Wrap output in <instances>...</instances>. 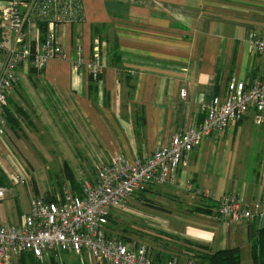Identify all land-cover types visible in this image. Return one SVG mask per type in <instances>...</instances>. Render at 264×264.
<instances>
[{"label": "crops", "instance_id": "0c3cea01", "mask_svg": "<svg viewBox=\"0 0 264 264\" xmlns=\"http://www.w3.org/2000/svg\"><path fill=\"white\" fill-rule=\"evenodd\" d=\"M81 3L83 21L58 29L65 57L50 60L40 75L22 67L9 97L12 120L5 121L0 139V170L6 180L28 172L31 200L49 194L51 178L70 182L72 176L80 185L114 157L129 163L149 158L173 137L200 127L203 108L222 103L231 83L263 73L264 54L252 52L249 35L264 41V0ZM77 40L79 70L73 68ZM97 42L106 46L105 63L91 81L86 68ZM254 116L251 110L222 136L204 138L185 158L175 184L145 193L173 205L161 211L131 200L141 209H131V221L149 222L167 235L182 258L188 243L212 252L238 249L241 263L253 264L252 231L264 229V212L253 222L224 219L218 200L237 196L252 209L261 198L264 125H256ZM7 198L0 202V224L20 225L30 209L22 212ZM154 250L165 259V249Z\"/></svg>", "mask_w": 264, "mask_h": 264}, {"label": "built area", "instance_id": "2783aa9c", "mask_svg": "<svg viewBox=\"0 0 264 264\" xmlns=\"http://www.w3.org/2000/svg\"><path fill=\"white\" fill-rule=\"evenodd\" d=\"M81 0H5L0 9V139L5 134L4 111L15 90L22 67L44 72L52 59L65 57L58 29L83 21ZM252 52L264 54V41L249 35ZM96 43L92 61L86 70L98 79L104 69L102 51ZM73 68L83 65L82 47L76 41ZM187 92H181L186 97ZM255 113L256 125H264V69L250 82L231 83L225 100L203 108L205 119L198 128L173 137L147 159L129 163L121 157L99 164L95 176L81 182L77 195L65 182L59 196H38L31 200L30 212L20 225L0 224V264H16L21 252H30L41 262L52 254L89 256L93 264H197L189 257L168 253L157 259L154 247L143 243H126L110 234V221L126 212L131 200L152 186L175 184L185 158L204 138L222 136L229 125ZM23 170V169H22ZM25 171V170H23ZM14 184L26 185L29 173L11 175ZM8 192L0 186V202ZM219 215L228 220L253 222L264 212V183L261 198L252 209L242 207L237 196L218 200ZM255 264V263H253Z\"/></svg>", "mask_w": 264, "mask_h": 264}, {"label": "rangeland", "instance_id": "374dc122", "mask_svg": "<svg viewBox=\"0 0 264 264\" xmlns=\"http://www.w3.org/2000/svg\"><path fill=\"white\" fill-rule=\"evenodd\" d=\"M51 176H53V174H51ZM55 180V181H54ZM51 178L50 183H54L51 184V191L49 192V194H44L46 195H52L54 193H59L56 196L61 195L62 192V187L63 184L65 183L63 178L58 179H54ZM81 181V180H79ZM71 184V183H70ZM72 185V184H71ZM79 185V184H78ZM81 186V184L79 185V187ZM4 187L7 188L8 192L7 194L9 195V198H7V200L12 201L14 204L19 205V209L20 211H28L31 208V198L35 195L33 192H31L29 194V188H32L33 190V186L32 183L27 184V185H19V184H14L13 182L9 180H6V183L4 184ZM34 194L33 196H30ZM53 196V195H52ZM54 197V196H53ZM51 198V197H50ZM148 200V201H147ZM131 204H143V206H145L147 203L148 207L157 209V210H161L163 211V209L167 206H171L173 205L172 202H167L166 199H152L151 198H147L146 200H142V201H138L136 199V197H134L132 199ZM129 206V212H124L120 218L116 219V223L109 225V229H110V234L119 238V239H124L127 241H130L131 243H137V242H143L146 243L150 246H156L158 249H165L164 252L166 254L168 253H176V249L174 247H172V245L174 244L173 242H171V246L170 247H166L163 244H156V241H154L153 236H163V233L152 228L148 227V224H150L149 222H136L134 220V218L132 219L134 222L131 221V217L128 216V214H131V209L133 210H141L138 209L137 206L135 205H131ZM169 224H173L174 222H168ZM156 226H162L163 224L157 225ZM160 233V234H159ZM152 234V235H151ZM164 246V247H163ZM173 250V251H172ZM165 256V257H164ZM164 258H167L168 255H164ZM30 258H26L24 257L23 262L21 263V260H19V257L15 258V263L16 264H93L92 259L89 256H84V257H79L76 256L74 254H52L50 256V259L44 262H37V261H30Z\"/></svg>", "mask_w": 264, "mask_h": 264}, {"label": "trees", "instance_id": "16d2710c", "mask_svg": "<svg viewBox=\"0 0 264 264\" xmlns=\"http://www.w3.org/2000/svg\"><path fill=\"white\" fill-rule=\"evenodd\" d=\"M103 51H102V57H104ZM30 71L36 74L34 69H30ZM89 77L91 81L94 80L92 76H89ZM8 107L9 106L5 108L4 115H3L5 121L12 120L11 118H9L10 114L8 111ZM1 174H2V171L0 170V186H4L6 179L4 178L3 174L2 175ZM68 179H70L74 192L77 195H80L81 186L79 187L77 181H75V179L72 176H69ZM49 196H48V199L50 198ZM135 197L138 201H142L144 199L146 200L145 193L138 194ZM110 222L111 224L116 223L115 220H111ZM165 237H167V235H164V234L161 237L153 236L154 241H156V244L161 243V245L163 244L166 247H170L169 244L171 242L169 243L168 240L165 241L164 240ZM124 241L126 243L132 244L130 241H127V240H124ZM184 245H185L184 248H185L186 256L189 257L190 259H194L197 262V264H242L240 251L238 249L212 252L211 250L203 246H194L188 243ZM252 249H253V263L264 264V229L260 231H252ZM18 257H19V260H21L22 258L21 263L23 262L24 257L30 258L29 259L30 261L41 262L40 260L36 259L33 256V254L30 252H21L18 255Z\"/></svg>", "mask_w": 264, "mask_h": 264}]
</instances>
